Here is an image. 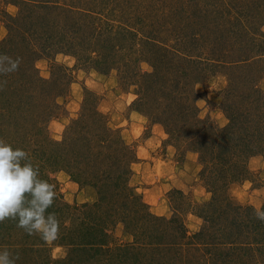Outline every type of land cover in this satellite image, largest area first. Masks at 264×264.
I'll return each mask as SVG.
<instances>
[{"label": "trees", "instance_id": "16d2710c", "mask_svg": "<svg viewBox=\"0 0 264 264\" xmlns=\"http://www.w3.org/2000/svg\"><path fill=\"white\" fill-rule=\"evenodd\" d=\"M149 1L152 3L154 18L165 20L172 13V7H168L172 5V0ZM20 4L26 8L17 18L11 17L10 37L7 42L0 43L1 48L5 45L10 46L12 52L17 53L20 62L24 59V65L23 63V66L19 65L18 70L10 75H18L17 80L13 82L14 86L4 90L3 96H0V139L11 144L13 148L25 150L32 163L39 167L40 178L48 180L55 186L56 199L49 211L54 212L60 221L59 235L62 245L71 248L72 253L81 254L76 258L77 264L79 261L80 264H162L164 262L191 264L183 255L179 258V255L170 254V251L177 253L182 252L183 249L202 251L197 264H236L242 256H251L254 259L255 251L258 249L260 252L264 247V232H260L264 221L257 218V212L252 208L244 209L229 196L224 197V192L233 183L235 173L238 178H242L240 173L243 175L247 173L246 168L240 169V164L244 165L243 160L259 155L264 157L262 92L252 85V92L245 97V101H238L239 105L250 102L252 108L249 111L227 99L232 98L233 95L230 89L226 91L227 98L223 101L222 110L230 123L223 129H217L212 123L200 119L197 107L198 94L194 86L202 83L206 71L202 72V77L197 78L188 76L189 73L184 72L181 74L176 72V76L173 75L172 70L178 69L176 62L185 59L192 61V57L187 53L175 51L168 45L169 43L160 42L153 33L151 37L143 35L141 29L126 23H118L119 28L115 30L116 33L109 35L108 30L102 31L106 29L102 11L83 8L76 3L68 5L50 0H21ZM100 5L98 7L103 9L106 3L100 1ZM201 7L203 11L204 6ZM226 8L229 9L226 15L241 18L235 5ZM124 20L126 21L125 18ZM164 25L160 28L161 35L165 33V29L167 30V23ZM111 27L114 29V25ZM111 27L107 26V28ZM247 35L253 38L255 43L264 41L263 31L254 32L253 37L249 32ZM125 36L139 39L141 42H138L139 46L149 44L155 47L154 51L159 55L158 63L148 61L152 67L154 66V70L143 73L142 80L137 83L144 85L138 94L139 106L149 104L151 101L144 98L147 94L145 84H148L149 89L153 85L163 89L174 88L178 91L185 88V94L177 93L178 91L165 94V103L169 107L162 111L161 116L159 115L161 113L155 111L150 115L141 108L137 111L165 126L170 138L178 139L181 132L187 133L189 135L188 139L185 138L188 143L187 151L200 155V164L204 167L202 177L207 180L206 186L213 194V199L203 205L204 209L210 210L206 215L200 214L204 220V227L192 239L198 240L195 243L192 241L186 244L177 243L182 238L173 235L177 229L181 231V235L184 234L185 226L174 218L168 221L167 217L154 215L150 206L138 194L136 184L133 182L132 169V165L138 160L136 152L125 142L118 130L110 127L106 116L96 105L97 100L93 103L89 101L90 96L93 97L92 93H87L82 114L67 127L63 141H55L49 133L48 122L56 109L60 108L54 99L65 92L66 85L51 86V80L39 76L34 68L35 63L43 57L48 58L53 53H65L79 59L78 49L82 46L83 58L86 57L85 64L106 74L115 68V59L117 61L122 58L120 50L125 48L122 41ZM181 37L175 40L184 41L186 35L183 34ZM35 40L41 45H36ZM263 57L262 53L255 54L245 60L233 61L231 66L240 68L247 66L251 60H263ZM209 59L206 61L212 60ZM160 66L163 70L167 69L162 74L164 75L162 82L158 79L157 68ZM32 72V76H27ZM25 77L40 84L37 95L33 94L34 90L31 88L27 89V82H23ZM182 78L187 80V84ZM31 85L33 84L28 83L29 87ZM51 88L54 90L53 93L49 91ZM20 96L26 99L42 97V103L37 99L34 101L38 110L33 109L34 105L32 106L31 110H37L38 115L32 119L31 128L24 124L26 119L24 111L30 114V110L27 109L28 106L26 107L27 101L24 103ZM159 99L162 100L163 97ZM159 99L154 100L155 103ZM20 109L23 113L18 118L15 111L18 112ZM60 172L68 173L72 180L81 186L94 188L98 194L97 202L82 207H72L64 202L57 180V173ZM247 212L251 215L247 216ZM3 225H11L14 228L17 222L6 219L0 222V230ZM120 226L133 238V242L113 247V232ZM27 236L30 237L28 234ZM188 238L185 235L183 239L188 240ZM1 244L6 245L5 240H1ZM72 253L70 258L74 257ZM67 262L69 261L66 260Z\"/></svg>", "mask_w": 264, "mask_h": 264}, {"label": "rangeland", "instance_id": "374dc122", "mask_svg": "<svg viewBox=\"0 0 264 264\" xmlns=\"http://www.w3.org/2000/svg\"><path fill=\"white\" fill-rule=\"evenodd\" d=\"M50 1H59L68 5L76 3L83 8L89 7L94 11H102L106 26V29L103 28L105 30L102 31L108 30L109 35L116 33L115 30L119 28L118 23H126L141 29L143 35L151 37L153 33L160 42L169 43L168 45L175 51L190 55L191 62L186 59L179 63L176 62L178 69L172 70L173 75L176 76V72L180 74L184 72L189 73L188 76L197 78L202 77V72L206 71L202 83L194 86L198 94L197 107L200 119L212 123L217 129H223L230 123L222 110L223 101L227 98L226 91L230 89L233 97L227 99L235 103L245 101V97L252 92V85L264 95V59L251 60L247 66L240 68L231 66L233 61L245 60L255 54H264V41L255 43L253 38L247 35L249 32L253 37L254 32H264V0H174V2L172 0V5L168 6L172 7V13L165 20L152 16V3L149 0ZM100 1L106 3L105 8L98 7ZM20 3L21 0H17V4L15 0H0V43L7 42L10 37L11 17L17 18L26 8ZM229 5H235L241 18L225 14L229 10L226 8ZM201 6H204L203 11ZM113 21H115L114 24ZM164 23H167V30L165 29V33L161 35L160 28ZM183 34L186 35L184 41L175 40ZM20 37L19 42L21 43ZM122 41L125 45V48L120 50L122 58L117 61L115 59L116 69L106 74L85 64L86 57L83 58L84 48L82 46L78 49L79 59L65 53H53L48 58L43 57L35 63L34 68L39 76L48 81L51 80V86L66 85L65 92L59 98L54 97L60 108L55 107L57 109L48 122L49 133L55 141H63L67 127L82 114L87 93H92L95 99L90 96L89 101L93 103L97 100L96 105L106 116L110 127L118 130L125 142L136 152L138 160L132 165V169L134 171L133 182L136 184L138 194L150 206L154 215L167 217L168 221L174 218L175 221L185 226L184 234L181 235V231L177 229L173 235V237L182 238L177 243L186 244L188 241L195 243L198 240L193 241L192 239L204 227V220L200 214L206 215L210 210L204 209L203 205L213 199V194L206 186L208 182L202 177L204 167L200 164V155L187 151L188 143L185 139L189 136L187 133L181 132L178 139L170 138L165 126L137 111L141 108L150 115H153L155 111L161 113L159 114L161 116L162 111L169 107L165 103V94L178 90L163 89L156 85L149 89L148 84H145L147 94L143 97L147 100L151 99L149 101L151 104L139 106L138 94L144 85L137 83L143 73L154 70V66L152 67L148 61L158 63L159 55L154 51L155 47L149 44L139 46V39L125 36ZM35 42L36 45H41L38 40ZM3 47H0V54L13 59L17 58V53H13L10 46L5 45L4 49ZM199 57L204 60L202 61ZM110 58L113 57L110 56ZM206 59L211 61L208 63ZM213 59L216 60L217 65ZM22 60L19 64L21 66L24 65V59ZM157 70L158 79L162 82L164 77L162 74L167 69L163 70L160 66ZM10 75L11 73L0 75L2 82H0V96H3L4 90L13 87V82L17 80L18 75ZM30 75L32 76L33 72L27 74V76ZM182 81L187 84L186 79ZM23 82H27V89L34 90L33 94H38L40 84L29 81L26 77ZM28 83L33 85L29 87ZM35 85L36 88H34ZM184 89H179L177 93L185 94ZM49 91L53 93L54 90L51 88ZM20 97L23 98L24 103L27 101L26 107L28 106L30 114L25 109L23 110L26 114L24 124L31 128L32 119L38 115L34 101L37 99L42 103V97L38 96L36 99ZM159 97L163 99L160 100ZM156 99H159L157 103L154 101ZM50 100L51 96L49 102ZM147 100H145L146 103ZM33 105V109L37 110H31ZM250 105L249 102L239 106L251 111L252 106L250 108ZM15 113L19 118L23 112L20 109ZM3 133L7 132L3 131ZM243 162L244 165L240 164V169L246 168L247 173L244 175L240 173L242 178L234 174L235 179L224 192V197L229 196L232 201L244 209L249 207L257 213L264 212V157L260 155L248 157ZM57 180L64 202L72 207H82L97 202V191L90 186L75 183L68 173H57ZM246 215L249 216L251 213L247 212ZM263 229L264 226L260 232H264ZM185 235L189 237L188 240L183 239ZM113 237V247L133 242V238L126 234L121 226L114 230ZM1 240H5L6 245L1 244L0 248H7L14 257L18 256L16 264H77L76 258L81 255L77 252L72 253L71 248L62 245L60 235L54 240L45 241L38 235L28 237L27 233L17 226L12 228L11 225H3L0 230ZM201 252L183 249L182 252L177 253L170 251V254L179 255V258L183 255L184 259L188 258L191 264H197ZM255 252L254 259L251 256H242L236 264H264V247L260 252L258 249ZM70 253L74 255V259L70 258ZM66 260L69 262L66 263Z\"/></svg>", "mask_w": 264, "mask_h": 264}, {"label": "clouds", "instance_id": "9594fccd", "mask_svg": "<svg viewBox=\"0 0 264 264\" xmlns=\"http://www.w3.org/2000/svg\"><path fill=\"white\" fill-rule=\"evenodd\" d=\"M19 64V58L0 54V75L17 71ZM55 199V186L40 178L29 154L0 139V222L15 220L28 235L54 240L60 231L57 215L49 211ZM257 218L264 221V212ZM16 259L7 248H0V264H16Z\"/></svg>", "mask_w": 264, "mask_h": 264}]
</instances>
